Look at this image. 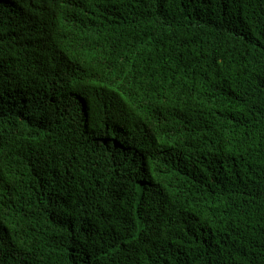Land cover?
<instances>
[{
  "label": "trees",
  "instance_id": "1",
  "mask_svg": "<svg viewBox=\"0 0 264 264\" xmlns=\"http://www.w3.org/2000/svg\"><path fill=\"white\" fill-rule=\"evenodd\" d=\"M0 264H264V0H0Z\"/></svg>",
  "mask_w": 264,
  "mask_h": 264
}]
</instances>
